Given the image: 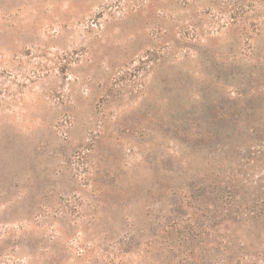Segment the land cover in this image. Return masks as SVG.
Instances as JSON below:
<instances>
[{
	"label": "rangeland",
	"instance_id": "1",
	"mask_svg": "<svg viewBox=\"0 0 264 264\" xmlns=\"http://www.w3.org/2000/svg\"><path fill=\"white\" fill-rule=\"evenodd\" d=\"M0 264H264V0H0Z\"/></svg>",
	"mask_w": 264,
	"mask_h": 264
},
{
	"label": "trees",
	"instance_id": "2",
	"mask_svg": "<svg viewBox=\"0 0 264 264\" xmlns=\"http://www.w3.org/2000/svg\"><path fill=\"white\" fill-rule=\"evenodd\" d=\"M250 223H251V225H255L254 222H250ZM250 223H249V224H250Z\"/></svg>",
	"mask_w": 264,
	"mask_h": 264
}]
</instances>
